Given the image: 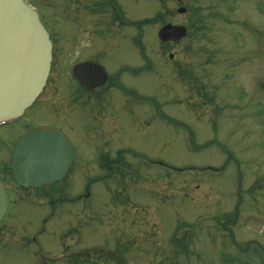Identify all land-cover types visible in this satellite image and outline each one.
I'll return each mask as SVG.
<instances>
[{
  "label": "rangeland",
  "instance_id": "obj_1",
  "mask_svg": "<svg viewBox=\"0 0 264 264\" xmlns=\"http://www.w3.org/2000/svg\"><path fill=\"white\" fill-rule=\"evenodd\" d=\"M24 1L55 43L69 33L79 44L57 48L34 105L0 128V179L24 197L5 167L39 126L61 127L76 160L41 188L51 205L10 207L14 239L0 237V264H38L15 237L43 219L40 244L65 245L47 256L55 264L75 244L99 264H264V0H118V19L103 0ZM166 24L186 37L163 44ZM92 39L96 63L129 96H88L72 82L75 52L91 55Z\"/></svg>",
  "mask_w": 264,
  "mask_h": 264
},
{
  "label": "water",
  "instance_id": "obj_2",
  "mask_svg": "<svg viewBox=\"0 0 264 264\" xmlns=\"http://www.w3.org/2000/svg\"><path fill=\"white\" fill-rule=\"evenodd\" d=\"M185 36L184 27L172 25L157 34L161 42H178ZM51 61V41L37 13L23 0H0V126L20 119L33 105L46 85ZM72 72L88 91L107 81L97 64L76 65ZM74 160L73 145L62 132L40 127L16 140L6 167L18 186L36 189L62 181ZM8 203L0 182V221Z\"/></svg>",
  "mask_w": 264,
  "mask_h": 264
},
{
  "label": "flooded vegetation",
  "instance_id": "obj_3",
  "mask_svg": "<svg viewBox=\"0 0 264 264\" xmlns=\"http://www.w3.org/2000/svg\"><path fill=\"white\" fill-rule=\"evenodd\" d=\"M90 1L93 2V3H95L98 0H90ZM103 1L105 2V4L106 3L108 4V7H110V10L112 11L113 15L115 17H117V19L121 17V16H119V12H120L119 10H121L119 8L120 4H119L118 7L115 4V3L118 2V0H103ZM62 12H63V14H65V13L67 14V9L64 10V11H62ZM70 13L72 15L74 13H76L77 15H80V16L83 15L82 10H73ZM83 25H84V23H83ZM78 30H80V29H78ZM82 30H81V33L79 32V35L80 36H83L84 35L83 33H87V32H83L82 33ZM92 31L94 33H91V36L93 34H94V36L98 34V32H96L98 30H95L94 31L92 29ZM48 34H49V39H50L51 45H52V61H53L54 52L57 50V48H59L58 51L60 50V52H61L64 49H66V47H68L69 44L72 47V49H73L74 46H76L77 44H79L77 38H71V39H69L70 38L69 33H67V35H65L63 37H60L56 33V35H57L56 36L57 37L56 39L58 40L56 43H55V37L50 32H48ZM87 34H89V32ZM94 36H92V37H94ZM69 41H70V43H69ZM164 44H168V45L172 44L173 45L174 43L168 42V43H164ZM88 45H89L90 48H92L91 55H89L88 53L87 54H84V52H85L84 50H85L86 47H83L82 46V47L79 48V50L77 49V51L75 52V58H77L79 60L77 62H75L71 66V73H72V68L74 66H76V65L85 64V63L97 64L96 63V60L94 58V55H93L94 39H92L91 40V43H88ZM74 48H76V47H74ZM59 54H62V53H59ZM89 57H91L90 60H89ZM170 57L172 58V56H170ZM51 64H52V62H51ZM97 65H99V64H97ZM105 73L107 75V81H106V83L104 85H102L101 87L95 88V89H93L91 91H88L85 87H83L80 84V82L77 80V78H75L73 76V74H71V77L73 79L72 82L74 84H76L77 87H79V89L82 92V94H87L88 96H92L95 93H99V94L103 95V94H106L108 92L111 93V94H113L114 96L117 95V94H123L124 96H129L128 95V92L116 81V78L115 77H113V78L112 77H109L106 71H105ZM70 98L72 100H75V99H83L82 96L81 97H78V95L76 93L71 94ZM139 102H140V100L138 101V103ZM99 112L100 111L95 112V114L93 116L94 119H97L98 120L97 117L99 116ZM154 116H157L158 118H160V120H163V116L158 111H155ZM55 128L59 129L63 133H66L64 130H62L61 127H59L57 125L55 126ZM71 141L73 143V140H71ZM112 173H113V171L110 169L109 174L111 175ZM1 181H3L5 183V185H6V193L8 195V199H9V206H8V210H7L6 215L0 221V237L3 238V236H4V238H7L8 237L9 239H14V237H12V235L15 232V230L13 229V227L11 225H7L6 224V219H5L9 215L8 213H9L10 207L13 204H15V205L19 204V202L20 201H23V200H25V201L28 200V201H31V202H33V201L36 200L37 202L39 201L38 205H41V204L46 205L47 202H49V204H50L51 194H50L49 197H44L43 198V197H41L39 195V192L41 191V188H44V187H41L39 189H31V188L26 189V188L18 187V190L16 189V191H20V192L24 193L25 195H24V197L19 196L15 200H13L14 199L13 196H12L13 193L8 190V185H7L8 183H7V181L5 179H2ZM46 187H50V186H46ZM44 196H46V193L45 192H44ZM79 199H81V197H79ZM48 221H49L48 219L47 220L46 219H43L40 228L37 229L33 234L31 233L30 236H25V235L19 236L17 234V236L15 237V238H18L17 244L20 245V248H21V250L23 252L29 251L31 253V257L34 256V255H37V257H38L37 259H39L38 264H55V262L49 261L48 258H47V256L48 255H51L52 253H57V252H60V253L62 252L63 253L62 250H63V248H65V245H64V242H63L62 237H59L58 238V241H56V245H55L56 246V249L54 251H52V252L47 251L45 249V247H43V245H41L40 242L38 241V237L39 236H42V235L46 234V225H47ZM5 234H7L8 236H5ZM60 238H61V240H59ZM79 240L80 239H78V243H81V241H79ZM26 246H28L27 248H29L30 250L25 249ZM67 248L69 249L70 246H67ZM81 249L82 248H80V245L78 246V244H75V246L71 249V251H72L71 254H69V256L67 258L63 256L62 259H61L60 264H99L98 262L94 261L91 257H89V252H88V254L83 255V253L81 252ZM62 253H61V256H62Z\"/></svg>",
  "mask_w": 264,
  "mask_h": 264
}]
</instances>
